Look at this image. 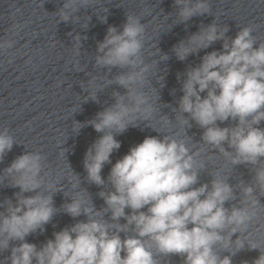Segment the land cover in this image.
<instances>
[{"label": "clouds", "instance_id": "9594fccd", "mask_svg": "<svg viewBox=\"0 0 264 264\" xmlns=\"http://www.w3.org/2000/svg\"><path fill=\"white\" fill-rule=\"evenodd\" d=\"M89 4L90 0H64L59 18L67 22L79 8ZM174 4L179 22L211 13L208 0H174ZM101 20L106 22V17ZM227 31L215 22L201 25L197 32L173 46L176 58L185 61L223 41L222 50L206 52L198 65L187 68L181 80L183 94L173 111L179 112L175 119L185 135L186 129L192 127L190 120L194 121L204 130L203 144L229 157L232 165H253L255 186L264 192V128L258 127L264 121V43L254 47L257 41L251 27H243L231 40L225 35ZM144 33L140 18L127 14L122 31L109 26L97 45L95 66L108 73L114 68L120 70L111 79L106 78V85L117 84L126 90L124 94L113 91L114 103L85 122L102 134L85 152L83 166L89 182L111 186L99 192L106 207L96 210L89 194L88 200L77 194L63 209L73 218L84 215L85 221L54 232V238L39 248L27 242L28 235L37 230L43 233L51 222L56 211L54 192L41 191L46 181L41 175L44 157L39 152L17 156L0 174V183L7 179L9 186L20 189L15 193V203L11 199L0 202V253L9 249L10 242H20L11 246L6 258L9 264H159L157 254L180 255L184 264H232V256L245 247L246 240L237 237L233 241L232 236L246 231L255 216L259 201L253 198V186L241 189L244 206L231 209L224 205L235 199L233 188L219 174L210 188L207 183L194 187L205 164L196 159L199 150L192 152L175 133L146 136L112 164L107 181L101 175L105 164L112 163L113 152L121 147L116 135L141 123L167 133L151 124L156 108L146 90L151 84V67L142 57ZM74 39L80 41L81 37L77 34ZM11 47V41L0 42V51ZM168 59V54L162 55L161 60ZM93 82L90 79L87 83ZM104 88L99 85L86 100L99 103L97 93ZM161 119L164 126L172 121L167 115ZM229 119L237 122L235 126L222 128L217 124ZM76 124L78 132L84 125ZM225 142L233 151L224 148ZM14 143L7 129L0 131V162ZM29 192L35 195H24ZM126 208L130 213L125 212ZM108 212L116 223L103 218ZM121 218L125 224L118 223ZM121 232L125 233L123 239ZM217 245H223L230 255L221 257ZM247 245L260 250L252 264H264V251L255 244ZM233 246L234 250L229 251Z\"/></svg>", "mask_w": 264, "mask_h": 264}]
</instances>
